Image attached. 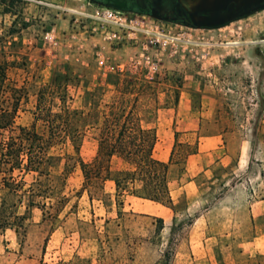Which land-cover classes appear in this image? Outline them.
Wrapping results in <instances>:
<instances>
[{
  "label": "rangeland",
  "instance_id": "obj_1",
  "mask_svg": "<svg viewBox=\"0 0 264 264\" xmlns=\"http://www.w3.org/2000/svg\"><path fill=\"white\" fill-rule=\"evenodd\" d=\"M257 4L264 0H0L1 105L16 91L17 127L33 125L38 90L59 76L70 110H89L87 92L101 110L129 108L138 96L157 159L167 161L177 133L178 165L168 172L174 196L187 144L198 150L200 139L217 137L212 158H225L193 178L196 195L176 199L174 223L158 234L157 220L129 209L147 203L117 196L101 178L84 182L62 141L40 178L51 188H33L47 199L29 205L34 174L17 178L22 188L0 184L2 215L25 218L23 229L0 227V264H264V216L250 222L248 213L264 200V10L246 13ZM59 105L54 98L52 110ZM95 137L89 129L82 138L86 164ZM124 168L112 160L114 172Z\"/></svg>",
  "mask_w": 264,
  "mask_h": 264
},
{
  "label": "trees",
  "instance_id": "obj_2",
  "mask_svg": "<svg viewBox=\"0 0 264 264\" xmlns=\"http://www.w3.org/2000/svg\"><path fill=\"white\" fill-rule=\"evenodd\" d=\"M17 1V0H11ZM5 13H10L5 10ZM66 78L56 76L52 82L38 90L36 96L33 125L30 128L17 127L15 117L18 112L16 91L11 96L9 107L1 105L6 93L5 66L0 64V184L4 188H22V181L18 177L34 174L37 179L28 188L30 189V206L34 198L47 199L45 190L33 188H51L44 185L40 178L49 176L56 157L50 154L51 149L68 141L76 154V165L79 167L84 182L91 177L101 178L103 181H112L117 196L130 194L148 200L170 209H175L170 196L168 172L171 165H178L173 160L177 133H174V144L167 162H161L154 157L157 135L154 129L143 125L137 111L138 96L133 98L131 107L104 105L101 110L96 103V94L87 92L84 96V105L88 106L86 113L70 110L66 107L68 94ZM59 102L58 111L52 110L53 100ZM40 123L43 132L36 130ZM96 132V156L90 164L84 163L79 157V148L87 130ZM185 159L197 153L190 145H186ZM120 160L125 168L119 171L111 169L112 160ZM51 191V190H49ZM26 192V191H24ZM52 192V191H51ZM43 205L37 207L42 209ZM25 218L17 214L10 217L0 212V227L12 229L14 223L23 229ZM158 233L162 222L158 221ZM17 232V230H15Z\"/></svg>",
  "mask_w": 264,
  "mask_h": 264
},
{
  "label": "crops",
  "instance_id": "obj_3",
  "mask_svg": "<svg viewBox=\"0 0 264 264\" xmlns=\"http://www.w3.org/2000/svg\"><path fill=\"white\" fill-rule=\"evenodd\" d=\"M204 141H199L198 143V151L194 155L188 156L183 164V172H182V178L181 183L179 185V188L176 190V195H173V191L170 189V196L173 201V204L176 208V199H190L194 197L198 191V188H193L192 185H194L193 178L202 174L205 172L207 165H210V163L218 164L222 163L224 159H213L212 158V151L218 148L219 140L217 137H207L204 139ZM170 155V153H169ZM155 157V156H154ZM156 158V157H155ZM169 158V156H168ZM167 158V161H168ZM157 159V158H156ZM161 162H167L165 160L157 159ZM173 166V165H172ZM174 167V166H173ZM212 173V172H211ZM210 179V178H208ZM106 183H112V181H105ZM195 187V186H194ZM115 190V188H114ZM131 198H136L139 201H142L147 204L139 205L134 207L132 204L129 209L131 212L139 213L144 218H151L155 219L157 221H161L163 227L166 225H171L175 221V209H170L165 206H162L160 204L144 200L135 196H130ZM126 204V201L122 200V203L120 206H123ZM188 204V203H187ZM188 211V208L186 209ZM249 213V220L250 222L256 221L257 218L264 216V200L260 202L259 206L251 207L248 209ZM198 220V219H197ZM207 223H205L206 225ZM191 224L190 226H192ZM207 226V225H206ZM163 230V228L161 229ZM161 230L158 232V234L161 232ZM253 240H257V236L253 237ZM187 242L190 243V237L187 238Z\"/></svg>",
  "mask_w": 264,
  "mask_h": 264
},
{
  "label": "water",
  "instance_id": "obj_4",
  "mask_svg": "<svg viewBox=\"0 0 264 264\" xmlns=\"http://www.w3.org/2000/svg\"><path fill=\"white\" fill-rule=\"evenodd\" d=\"M264 10V4L261 5H254L250 10L247 12V15Z\"/></svg>",
  "mask_w": 264,
  "mask_h": 264
},
{
  "label": "flooded vegetation",
  "instance_id": "obj_5",
  "mask_svg": "<svg viewBox=\"0 0 264 264\" xmlns=\"http://www.w3.org/2000/svg\"><path fill=\"white\" fill-rule=\"evenodd\" d=\"M257 5H261V4H257ZM252 7H253V6H252ZM252 7H250V8H252ZM250 8L247 10V12L250 10ZM247 12H246V13H247ZM252 14H253V13H252ZM173 21L176 22L177 20L174 19Z\"/></svg>",
  "mask_w": 264,
  "mask_h": 264
}]
</instances>
